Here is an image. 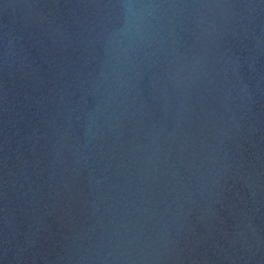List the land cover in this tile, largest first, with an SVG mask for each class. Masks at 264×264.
<instances>
[{
  "label": "water",
  "instance_id": "water-1",
  "mask_svg": "<svg viewBox=\"0 0 264 264\" xmlns=\"http://www.w3.org/2000/svg\"><path fill=\"white\" fill-rule=\"evenodd\" d=\"M0 264H264V0H0Z\"/></svg>",
  "mask_w": 264,
  "mask_h": 264
}]
</instances>
